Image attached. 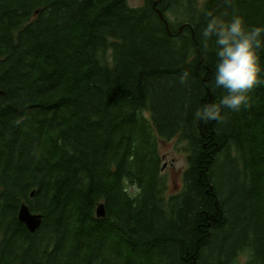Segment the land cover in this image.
Instances as JSON below:
<instances>
[{
  "label": "trees",
  "instance_id": "trees-1",
  "mask_svg": "<svg viewBox=\"0 0 264 264\" xmlns=\"http://www.w3.org/2000/svg\"><path fill=\"white\" fill-rule=\"evenodd\" d=\"M129 1L0 0V264H264V0Z\"/></svg>",
  "mask_w": 264,
  "mask_h": 264
},
{
  "label": "rangeland",
  "instance_id": "rangeland-1",
  "mask_svg": "<svg viewBox=\"0 0 264 264\" xmlns=\"http://www.w3.org/2000/svg\"><path fill=\"white\" fill-rule=\"evenodd\" d=\"M202 2L205 0H201ZM132 7H139L143 4L142 0H130ZM168 19L177 23V19L167 14ZM179 22V21H178ZM186 144L178 138L172 140H160V153L163 157L161 177L164 180L166 191L165 198L168 200L171 196L179 193L183 187L184 173L188 168ZM164 168V169H163ZM129 192L132 195L137 193V189L130 186Z\"/></svg>",
  "mask_w": 264,
  "mask_h": 264
},
{
  "label": "water",
  "instance_id": "water-1",
  "mask_svg": "<svg viewBox=\"0 0 264 264\" xmlns=\"http://www.w3.org/2000/svg\"><path fill=\"white\" fill-rule=\"evenodd\" d=\"M159 2H157L155 5H157ZM160 17L162 19V13L158 9L157 10ZM4 92L0 90V96L3 95ZM164 169V168H163ZM35 192L32 193V197L34 196ZM97 217L98 218H104L106 215V208L104 204H100L99 207L97 208ZM19 221L24 224L27 229L29 230L30 233L35 234L41 227L43 223V215L40 213H34L31 211L30 206L26 203L22 204L19 215H18Z\"/></svg>",
  "mask_w": 264,
  "mask_h": 264
},
{
  "label": "flooded vegetation",
  "instance_id": "flooded-vegetation-1",
  "mask_svg": "<svg viewBox=\"0 0 264 264\" xmlns=\"http://www.w3.org/2000/svg\"><path fill=\"white\" fill-rule=\"evenodd\" d=\"M157 2H160V0H157V1H155L154 2V6H157V5H155ZM159 8H155V10H158ZM183 188H184V182H183V187H182V189L179 191V193L183 190ZM179 193H177V194H175V195H178Z\"/></svg>",
  "mask_w": 264,
  "mask_h": 264
},
{
  "label": "bare ground",
  "instance_id": "bare-ground-1",
  "mask_svg": "<svg viewBox=\"0 0 264 264\" xmlns=\"http://www.w3.org/2000/svg\"><path fill=\"white\" fill-rule=\"evenodd\" d=\"M34 195H35V194H34ZM33 197H34V196H33ZM24 203L26 204V202H23L22 204H24ZM22 204H21V206H22ZM21 206H20V208H21ZM19 211H20V209H19ZM26 228H27V227H26Z\"/></svg>",
  "mask_w": 264,
  "mask_h": 264
}]
</instances>
